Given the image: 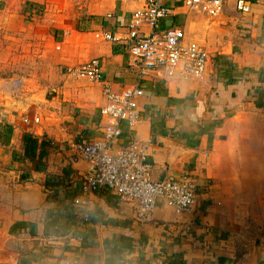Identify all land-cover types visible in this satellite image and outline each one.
<instances>
[{
  "label": "crops",
  "instance_id": "0c3cea01",
  "mask_svg": "<svg viewBox=\"0 0 264 264\" xmlns=\"http://www.w3.org/2000/svg\"><path fill=\"white\" fill-rule=\"evenodd\" d=\"M54 1L0 0V32L19 35L33 54L46 56L58 78L50 99L36 93L34 75L0 85V121L4 116L3 129L11 128L6 143L18 153L5 162L0 183L7 186L14 173L20 185L8 221H0V264H264V0H244L249 12L237 9L238 0H224L219 16L201 13V22L180 2L164 1L171 13L160 25L197 39L208 53L207 71L199 81L148 76L138 100L141 121L132 134L123 131L117 146L134 138L148 144L154 180L190 171L196 203L176 214L159 201L144 222L107 190L86 210L77 204L89 165L58 147L103 138V85L121 91L135 83L124 38L139 4ZM44 7L49 13L37 18ZM29 20L33 30L24 32L20 26ZM93 58L102 82L68 73ZM25 136L36 140L31 156ZM247 190L251 207L243 202ZM250 214L259 231L253 241L246 239Z\"/></svg>",
  "mask_w": 264,
  "mask_h": 264
},
{
  "label": "built area",
  "instance_id": "2783aa9c",
  "mask_svg": "<svg viewBox=\"0 0 264 264\" xmlns=\"http://www.w3.org/2000/svg\"><path fill=\"white\" fill-rule=\"evenodd\" d=\"M139 5L131 13L124 38L129 52L130 67L136 74L134 84L115 91L104 84L101 115L106 119L103 138L91 142L62 144L71 160L88 163L89 173L82 180L81 197L75 202L85 210L93 204L95 194L101 190L112 192L120 202L134 208L136 219L148 220L162 201L176 214L190 213L196 203V179L190 171L178 176L154 180L151 165L147 161L148 144L135 138L122 147L118 141L124 130L132 134L141 121L138 100L144 95V80L151 76L166 81H199L208 67V53L203 45L181 28L160 25L168 17L171 8L165 0H126ZM188 10L202 13L209 18L219 16L224 0H174ZM236 7L249 12L250 6L238 0ZM96 38L108 41L120 40L110 33H98ZM71 76L102 82L103 74L97 58L71 68ZM28 117L23 118L28 123ZM39 123V118H34ZM63 264H70L64 262Z\"/></svg>",
  "mask_w": 264,
  "mask_h": 264
},
{
  "label": "rangeland",
  "instance_id": "374dc122",
  "mask_svg": "<svg viewBox=\"0 0 264 264\" xmlns=\"http://www.w3.org/2000/svg\"><path fill=\"white\" fill-rule=\"evenodd\" d=\"M62 1L63 0L61 1L55 0L54 2H62ZM66 2H69V0H66ZM41 11H42V16L37 18L42 19L44 17V13L47 10L44 7L43 9H41ZM187 12H188L187 14H189L190 17L193 16L198 17L200 19V22L202 18L204 19V17H201L202 16L201 13H197L191 10H187ZM32 22L34 21H30V20L28 22L25 21L24 25L20 26L21 29L22 28L25 29L24 32L32 31L33 30L32 27L27 28L28 26L31 25ZM201 35L204 34L202 33ZM18 36L19 35H14L10 31L7 32V34H5V32H0V85L2 82L10 81L12 78H17V77L18 78L25 77L28 81H31L29 79L32 78L34 75L35 76L34 80L37 81L39 84L36 93L43 95L47 99H50L51 96L54 94L53 88H55L58 85L56 70L53 71L50 70V68L46 66L48 63H51L49 62L47 57L46 56L39 57L38 55L33 54L34 52L26 44H24V42L20 38H17ZM47 36L48 33L45 32V38L43 39V43H46ZM28 41L32 42V39H28ZM207 41L209 42L208 39ZM26 46H27V50L25 49ZM53 62L56 63L57 62L56 59H54ZM1 108H3L2 105H0V109ZM11 113L12 115H16L17 114L16 109H13ZM23 114L25 115L26 113ZM3 124H6L4 116L0 121V137H1V133L4 130ZM2 136H3L2 141H0V171L4 172L6 170L4 169L6 164L5 162L12 160L18 153L8 146V144L6 143L7 137L5 135ZM2 142L4 144H2ZM13 175L14 173L10 174L11 181L7 186L5 184L0 183V221L1 222L8 221L10 216L9 212L11 210L10 208L11 206H14V202L16 200L15 195H16V191L18 190L15 187L19 183H16V181L13 180ZM18 186L20 187V185ZM246 193H247V199L243 200V202H245L246 205L251 207L254 205V201L250 198L252 196V191L247 190ZM254 219H256V216H253L252 214L247 216V222H246L247 241H253V238L256 239L257 238L256 236L259 234L258 229L254 225V221H253Z\"/></svg>",
  "mask_w": 264,
  "mask_h": 264
},
{
  "label": "trees",
  "instance_id": "16d2710c",
  "mask_svg": "<svg viewBox=\"0 0 264 264\" xmlns=\"http://www.w3.org/2000/svg\"><path fill=\"white\" fill-rule=\"evenodd\" d=\"M10 131H11V128L9 126H5L4 130L2 132V135H5L8 138L10 136V133H11ZM35 142H36V140H34L31 137H26V136L24 137V152H25L26 156H31L32 149H33ZM24 225L25 224L21 223V222L14 224V226H16V227H23ZM11 230H13V226L10 229V231Z\"/></svg>",
  "mask_w": 264,
  "mask_h": 264
}]
</instances>
